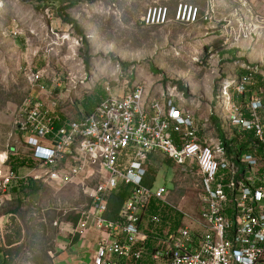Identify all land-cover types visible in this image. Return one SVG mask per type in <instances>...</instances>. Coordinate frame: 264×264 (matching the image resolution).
I'll return each instance as SVG.
<instances>
[{
	"label": "rangeland",
	"instance_id": "1",
	"mask_svg": "<svg viewBox=\"0 0 264 264\" xmlns=\"http://www.w3.org/2000/svg\"><path fill=\"white\" fill-rule=\"evenodd\" d=\"M40 1L4 0L0 7V152L11 150L18 161L26 162L19 165L10 196L0 200V259L5 264H51L60 229L90 206L76 185L57 189L43 182L28 184L30 153L21 134H16L26 99L42 102L66 120H77L84 115L83 98L101 90L121 96L145 81L150 92L161 86L199 97L206 114L219 108L221 88L238 82L235 68L259 67L264 75V12L259 0ZM179 4L197 7L199 20L190 25L177 22ZM154 6L168 9L167 24H146V12ZM79 37L82 41L76 45ZM30 71L42 75L34 85L25 77ZM229 95L244 106L233 88ZM208 124L204 133L216 137L218 129L213 122ZM217 126L221 135L233 136L235 131L246 135L221 120ZM146 168L148 182L153 178L154 187L169 190L168 205L162 207L170 210L167 221L176 212L185 219L199 215L196 171H183L161 154L151 156ZM141 222L151 234L169 227L164 222L160 227L152 224L147 212ZM153 247L152 238L149 254Z\"/></svg>",
	"mask_w": 264,
	"mask_h": 264
},
{
	"label": "built area",
	"instance_id": "2",
	"mask_svg": "<svg viewBox=\"0 0 264 264\" xmlns=\"http://www.w3.org/2000/svg\"><path fill=\"white\" fill-rule=\"evenodd\" d=\"M175 20L193 24L199 20V10L179 4ZM168 21L166 7L148 8L146 24ZM244 70L243 80L227 83L217 97L221 120L252 135L247 152L239 157L242 172L222 143L197 135L192 114L174 105L184 99L176 88L149 96L145 84L138 82L121 96L108 91L91 113L70 121L62 120L40 101L23 102L16 134H21L30 153L32 166L26 177L57 189L81 188L90 206L77 213L79 220L70 227L81 236L91 227L100 233L93 264H138L143 260L147 238L140 228L143 216L152 200L161 207L168 205L165 186L142 183L146 162L156 152L183 171L197 172L202 207L199 215L182 218L174 231L157 238L151 260L163 264H264V121L258 115L262 105L256 99L240 106L229 95L230 88L243 95L253 85L257 68L244 66ZM40 73H26L27 82L36 84ZM9 152H0V200L10 196L18 179L9 161L14 154ZM22 179L27 183L25 176ZM119 182L131 184L132 189L117 218L107 220V199ZM227 211L233 213V220L224 217ZM159 220V215L150 218L155 225Z\"/></svg>",
	"mask_w": 264,
	"mask_h": 264
},
{
	"label": "crops",
	"instance_id": "3",
	"mask_svg": "<svg viewBox=\"0 0 264 264\" xmlns=\"http://www.w3.org/2000/svg\"><path fill=\"white\" fill-rule=\"evenodd\" d=\"M28 1H30V0H28ZM258 7H260V10H262L264 12V0H259ZM78 39H80V37ZM21 45H23V44H21ZM18 47H19V45H18ZM231 70H232V68H230V71ZM234 70H235L236 74H238V73L240 74L238 81L240 80V82H241L243 80L244 76L246 75L245 70H238L237 68H235ZM69 72L70 71H68L67 75H72V73L71 72L69 73ZM258 75H261V78L257 77ZM254 79H257V80L254 82ZM140 82H143L145 84V88H146L147 94L149 96L161 94L167 88L166 87L165 89H162V87L160 86V87H158V88H160L159 90H156L155 92H150L148 90L149 84L145 81H140ZM149 82L151 83V81H149ZM253 85H251L250 87L247 86L245 93L243 95H238V98L243 100L244 106H246L250 101H254L256 99H259L260 104L262 105V108L258 109V115L264 121V96L258 97V95H264V75L260 74L259 67L257 69V73L254 75ZM248 93H251L250 98L246 97ZM200 105H201V100L199 97H189V96H184V99L177 103V109L178 110L189 111L192 114L194 124H195L196 130H197V135L200 138L206 139V140L218 141V142L222 143L223 146H225V141H228L230 139L231 140L235 139L237 141V143L234 144L236 148L238 147V145L241 143L242 140L243 141L246 140L245 136L243 138L236 131H235V133L238 134V138H236L234 135L231 136L230 134L228 136V134H225L224 132H223L224 134L221 135L220 129L217 128L218 127L217 123H219L221 120V114H220L219 109L217 108L215 111H212L209 109L208 111H206V114H205L204 108L202 107L200 109ZM217 113H219V115ZM84 115H86L85 112H84ZM84 115H82V116H84ZM64 120L70 121V120H66V119H64ZM208 122L209 123L213 122L215 129H218V134L215 135L216 137H213L210 134L204 133L203 127H208L209 126ZM247 148H248V146H247ZM243 153H245V152H243ZM154 154H161L163 156V154L160 152H156ZM154 154H152L151 156L153 157ZM168 160H170V159H168ZM239 171H240V169H239ZM243 171H244V169H243ZM240 172H242V171H240ZM77 216H78V214H77ZM75 219H76V216L73 217V219H72L73 223L64 224V226L60 229V232L58 233L56 240L54 242L53 249L50 252V258L52 259L51 264H93V252L95 251V249L97 247V242L100 238V233L95 228L91 227L82 236L77 234L70 227V226H72V227L76 226V224L79 220V217L77 218L76 223H74ZM166 223L169 224V227H166L162 231V233H164L166 231L168 232L169 230L170 231L175 230V229L171 228L172 227L171 221H167ZM91 224H92V222H90V225ZM140 228L142 230V233L146 234V232H145L146 228L142 227V223H141ZM149 232L152 233L151 231H149ZM160 232L161 231H158V233H160ZM138 264H163V263L160 261H152L150 258V254L148 252H146L143 260L138 262Z\"/></svg>",
	"mask_w": 264,
	"mask_h": 264
},
{
	"label": "trees",
	"instance_id": "4",
	"mask_svg": "<svg viewBox=\"0 0 264 264\" xmlns=\"http://www.w3.org/2000/svg\"><path fill=\"white\" fill-rule=\"evenodd\" d=\"M42 2V0L40 1ZM70 2V1H68ZM70 21V20H69ZM180 89L183 91V88L180 87ZM185 93V92H184ZM106 97V94L101 90L100 92H97L95 96H87L83 99L82 101V107L83 110L85 112V114H89L91 113V111L93 110V108H95V106L100 103L104 98ZM60 118L62 120H64L61 116ZM58 124H56V128H57ZM234 136L236 138H238V134H234ZM246 140L245 141H241V143L238 145V147L236 148L234 144L237 143V141L234 139H230L228 141H225V149L227 152L228 157L239 167L240 171H243V166L240 164L239 162V157L241 156V154L243 152H246L248 150L247 146L248 144L252 141V135L251 134H246L245 135ZM259 155H261V151H259ZM9 161L10 164L12 166V169L17 172L19 169V165L23 166L26 162H24V160L22 161H18V158H15L14 156H10L9 157ZM148 170L146 172L145 177L143 178V185L147 186V187H153V183H154V179L151 178V182H148L146 179L148 178ZM28 182V181H27ZM31 183H33V181H30L28 184L30 185ZM27 185L28 188H30L31 191H35L36 188L33 186H29ZM121 186L116 192L115 190H113L107 199V211L104 214V217L107 220H115V218H117L118 216V211L120 209V207L123 205V203L125 202V200L129 197V194L131 192L132 189V185L131 184H124L123 182H119L118 186ZM170 210L163 211L162 207L160 206V204L154 200L150 201L148 208H147V214L148 216L151 218V216H155V215H159V227L164 223L167 222L168 219V212ZM144 217V216H143ZM77 218L78 216H76V219L74 220V223L77 222ZM181 215L174 213L173 216H169V220L171 221L172 224V229H176L180 223H181ZM158 228V227H157ZM159 231H161L160 233H158L157 230H155L154 234H151L148 230L145 231L146 232V240L144 242V246L145 248V253L147 252V250H149V245L151 242V239L153 238V243L156 242L158 237H162V231L163 228L160 229ZM154 248V247H153ZM154 249H152L153 251ZM145 256V255H144ZM142 261V260H141ZM140 262V261H139ZM0 264H5L4 262L1 261L0 259Z\"/></svg>",
	"mask_w": 264,
	"mask_h": 264
},
{
	"label": "bare ground",
	"instance_id": "5",
	"mask_svg": "<svg viewBox=\"0 0 264 264\" xmlns=\"http://www.w3.org/2000/svg\"><path fill=\"white\" fill-rule=\"evenodd\" d=\"M3 1L4 0H1L0 1V7H1V5L3 4ZM162 7V6H161ZM168 10V9H167ZM168 20H169V18H168ZM169 22V21H168ZM158 26H161V25H158ZM13 35H14V32H13ZM17 34H15V36H16ZM80 41V39H78V40H76V45L78 44V42ZM174 105H177V103H175ZM224 217L226 218V219H228V220H233L234 219V215H233V213H231L230 211H227V212H225V214H224Z\"/></svg>",
	"mask_w": 264,
	"mask_h": 264
},
{
	"label": "clouds",
	"instance_id": "6",
	"mask_svg": "<svg viewBox=\"0 0 264 264\" xmlns=\"http://www.w3.org/2000/svg\"><path fill=\"white\" fill-rule=\"evenodd\" d=\"M81 41H82V38H81ZM59 116V115H58Z\"/></svg>",
	"mask_w": 264,
	"mask_h": 264
}]
</instances>
